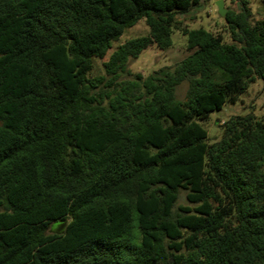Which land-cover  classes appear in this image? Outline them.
<instances>
[{
    "label": "trees",
    "instance_id": "1",
    "mask_svg": "<svg viewBox=\"0 0 264 264\" xmlns=\"http://www.w3.org/2000/svg\"><path fill=\"white\" fill-rule=\"evenodd\" d=\"M207 1L0 0V264H264V117L202 124L264 79V19L182 27ZM174 30L191 53L132 76Z\"/></svg>",
    "mask_w": 264,
    "mask_h": 264
},
{
    "label": "rangeland",
    "instance_id": "2",
    "mask_svg": "<svg viewBox=\"0 0 264 264\" xmlns=\"http://www.w3.org/2000/svg\"><path fill=\"white\" fill-rule=\"evenodd\" d=\"M218 0L207 1L189 12L179 14V20L182 27L189 30L204 28L216 34H221L225 42L230 43L226 22L224 17L219 15L216 2ZM251 11L253 13L252 20L258 21L264 19V0H249ZM225 9H238V3L232 0H223ZM149 32V28L144 20H140L132 28L124 31L118 41L113 43L109 50L111 53L118 46L123 45L126 41L137 37L145 36ZM172 46L167 49H158L151 47L143 51L136 59H131L129 69L132 76L137 74L147 76L162 67H173L191 52L187 50V37L180 31L174 30L171 35ZM105 59H95L93 63V71L91 77L103 76V63ZM132 76H123V79L132 78ZM188 89V83H183L177 88L176 96L180 101H184ZM253 113L258 118L264 117V79H257L249 89L243 93L237 102L226 103L222 110L213 113L209 120L203 122V127L208 133V142L215 143L222 139L224 128L222 124L233 115H245ZM178 206H186L185 192L180 193ZM60 223L53 224L52 233H59L61 230Z\"/></svg>",
    "mask_w": 264,
    "mask_h": 264
},
{
    "label": "water",
    "instance_id": "3",
    "mask_svg": "<svg viewBox=\"0 0 264 264\" xmlns=\"http://www.w3.org/2000/svg\"><path fill=\"white\" fill-rule=\"evenodd\" d=\"M216 5L218 7L219 15L222 17H225V15L227 14V9H225L223 6V0H218L216 2Z\"/></svg>",
    "mask_w": 264,
    "mask_h": 264
}]
</instances>
